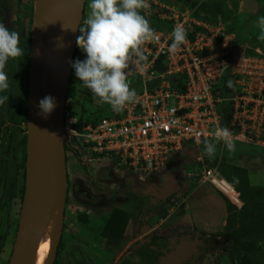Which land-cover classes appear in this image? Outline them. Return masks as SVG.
I'll return each mask as SVG.
<instances>
[{"label":"rangeland","instance_id":"374dc122","mask_svg":"<svg viewBox=\"0 0 264 264\" xmlns=\"http://www.w3.org/2000/svg\"><path fill=\"white\" fill-rule=\"evenodd\" d=\"M89 2H86L81 25L90 12ZM149 3L152 23L158 22V14L168 13L166 6L189 11L195 33L203 32L209 37H217V40L222 34L235 35L238 45L248 49L260 47L264 51V41L257 38L260 30L255 24L258 17L264 16V0H149ZM0 9V23L20 33V47L23 49L25 40L34 31L35 0H0ZM194 21L203 22L210 29ZM76 59L84 60L86 54H79L74 61ZM23 70L24 54L10 59L5 68L10 87L0 93V96L9 97L0 105V160L7 157L4 153L8 149L11 158L13 153L17 155L12 163L15 192L6 196L10 200L9 227L0 248V264L10 262L23 204L24 136L27 132L23 115L19 116L20 136L14 142L11 140L14 125L11 115L18 100H22L23 111L28 109L29 112L31 108L32 75L27 81L23 78ZM128 78L138 94L142 90L139 78L137 75ZM80 84L82 82L72 68L66 116L77 119L76 128L81 129L86 120L99 113L94 107L100 110L102 115L99 117L114 114L107 103L98 101L93 107L91 96L94 95ZM70 140L78 152H66L69 191L54 264H148L142 256V249L151 243L153 237L165 243L159 252L158 264H237L231 254L232 241L227 238L225 223L228 216L226 203L230 199L208 181L201 182V174L205 169L217 168L220 177L227 179L226 171L219 168L225 164L236 165L249 170L251 182L264 186V149L235 144V151L229 152L221 143L215 142V156L209 158L204 154V144L200 147L187 145L184 155L177 157L163 172L143 175L120 165L115 159L85 155L87 149L82 139L71 137ZM160 176L165 179L157 181ZM259 178L261 181H257ZM148 189L151 192L144 194L143 191ZM164 189L167 192L163 194ZM131 192L145 196L144 207L141 199L132 196ZM235 205L238 208L243 206ZM185 209H191L192 216L185 215ZM175 210L180 213L177 220L172 216ZM114 215L126 219L124 230L112 229ZM51 242L49 230L36 255L37 264H43L47 259ZM258 246L264 252V237ZM179 254L182 257L191 255L184 260Z\"/></svg>","mask_w":264,"mask_h":264},{"label":"built area","instance_id":"2783aa9c","mask_svg":"<svg viewBox=\"0 0 264 264\" xmlns=\"http://www.w3.org/2000/svg\"><path fill=\"white\" fill-rule=\"evenodd\" d=\"M166 8L167 14L157 15L162 23L150 22L159 41L144 46L147 67L130 70L129 76L137 75L141 83L137 101L81 129L76 128L75 117L65 116L67 141L81 138L85 155L115 159L143 175L163 172L184 155L187 145L217 142L214 132L218 126L231 130L234 143L264 149V51L238 45L235 35L222 34L217 40L195 33L191 12ZM194 22L210 29L203 22ZM177 24L187 29V42L170 54V34ZM76 49L75 56L86 54L78 46ZM229 77L234 85L231 93L226 92ZM156 78L161 82L148 89L147 83ZM224 107L232 111L227 119ZM217 143L225 147L223 141ZM205 181L229 199L225 190L231 189L241 201L235 186L220 177L217 168L202 172L201 182Z\"/></svg>","mask_w":264,"mask_h":264},{"label":"water","instance_id":"95a60500","mask_svg":"<svg viewBox=\"0 0 264 264\" xmlns=\"http://www.w3.org/2000/svg\"><path fill=\"white\" fill-rule=\"evenodd\" d=\"M86 2L87 0H74L73 9H70L69 0H35L33 19L34 24L38 25L43 45L46 94L55 98L56 107L48 115V123L44 127L33 123L32 107L28 112L26 186L9 264L34 263L43 233L55 212L61 208L60 225L47 264H54L57 257L69 191L65 128L72 71L69 61H74L76 38L80 35L79 26L82 24ZM160 82V78L151 80L147 83V88L154 89ZM233 87V81L229 77L226 92L231 93ZM97 102L98 99L95 98V103ZM1 241L2 236L0 245Z\"/></svg>","mask_w":264,"mask_h":264},{"label":"clouds","instance_id":"9594fccd","mask_svg":"<svg viewBox=\"0 0 264 264\" xmlns=\"http://www.w3.org/2000/svg\"><path fill=\"white\" fill-rule=\"evenodd\" d=\"M88 7L90 12L79 26L81 34L76 38L86 59L69 63L82 82L80 85L89 89L100 103H107L114 112L120 113L138 99L128 78L130 70L146 68L148 56L144 46L159 41L149 20L151 5L149 0H90ZM255 24L260 30L257 38L264 41V16L258 17ZM170 35L168 52L176 54L187 42V29L177 24ZM20 39V33L0 23V93L10 87L5 72L8 61L23 56ZM8 99L6 95L0 96V105ZM39 107L46 118L56 107L55 98L45 96L39 101ZM232 135L227 127L218 126L214 132L215 140L223 141L229 152L235 151ZM215 153L216 144L205 140L204 154L212 158Z\"/></svg>","mask_w":264,"mask_h":264},{"label":"trees","instance_id":"16d2710c","mask_svg":"<svg viewBox=\"0 0 264 264\" xmlns=\"http://www.w3.org/2000/svg\"><path fill=\"white\" fill-rule=\"evenodd\" d=\"M82 26V25H81ZM81 34V33H80ZM24 70L23 78L27 81L31 76V54H32V34L25 40L24 48ZM78 50L76 49L75 55ZM225 96L224 91L221 92ZM91 103L93 107L95 106V97L91 96ZM22 100H18L17 108L11 115V120L13 121L12 127V142L18 140L21 128L19 127L20 119L19 116H24V121L28 123V109L23 111L22 109ZM99 111L93 119H88L85 121L87 123H97L103 117L98 108L94 107ZM224 116L229 118L232 115V111L224 107ZM86 112V111H85ZM24 142L27 143V134L24 136ZM205 144V143H204ZM240 144V143H235ZM75 151L78 152L75 147H72L71 143L67 141L66 152ZM226 162L225 160H223ZM225 164V163H224ZM5 167V166H4ZM4 167L0 168V177L6 173ZM219 169H224L227 179L235 186L237 191L240 193V199L243 202V206L238 208L230 200H227V223H226V232L227 238L231 243V254L233 259L237 264H264V252L258 246L259 240L264 237V186H254L250 182L248 169L236 165H223ZM11 174V173H10ZM25 176V174H24ZM87 176L91 179L92 176L87 173ZM2 181H4V178ZM7 180V179H6ZM9 183L12 181L9 177L7 180ZM94 186H98L96 183H93ZM225 192L228 194L230 199L241 205L242 202L238 199L239 194L233 192L231 189L227 188ZM25 193V186L23 188V196ZM132 196L141 199L143 202L142 207H144L145 196L139 195L136 192H131ZM112 229H125L127 225L126 219L122 216L114 215L112 217ZM9 223V213L6 210H1L0 212V225L4 224V228L0 227V233L4 236L7 235V227ZM152 245L157 246L160 250L165 246V243L161 242V239L154 237L151 241ZM159 252L152 249L151 247H145L142 249V256L147 260L148 264H158L159 263Z\"/></svg>","mask_w":264,"mask_h":264},{"label":"bare ground","instance_id":"6f19581e","mask_svg":"<svg viewBox=\"0 0 264 264\" xmlns=\"http://www.w3.org/2000/svg\"><path fill=\"white\" fill-rule=\"evenodd\" d=\"M70 1V9H73L74 0ZM31 75H32V88H33V94L31 99V107H32V120L33 123L37 126L44 127L48 123V116L45 118V116L42 114L41 109L39 107V101L43 99L46 94V80H45V62H44V52H43V45L42 40L39 34L38 25L34 24V31L32 34V54H31ZM61 220V208H59L54 216L52 221L48 224L46 227L43 236L41 238V241L39 243L38 249L36 251V255L38 253L39 247L42 243V240L46 233L51 230V245L49 248V253L52 248L53 241L55 239V236L57 234V231L59 229ZM48 253V256H49ZM36 258V257H35ZM47 259L43 262V264H47ZM33 264H37L36 261H34Z\"/></svg>","mask_w":264,"mask_h":264},{"label":"flooded vegetation","instance_id":"af4514ba","mask_svg":"<svg viewBox=\"0 0 264 264\" xmlns=\"http://www.w3.org/2000/svg\"><path fill=\"white\" fill-rule=\"evenodd\" d=\"M31 60H32V58H31ZM27 131H28V123H27ZM26 134H27V132H26ZM4 154H6L7 157H3L0 160V168L5 166L4 169L6 171V173H4V175H3V177L1 176L2 178H4V181H2L3 179H0V212L3 209L5 211L7 210L8 213H10V200H9V198H6V196L10 192H12V193L15 192L16 179H15V176L12 174V163L17 158V155H16V153H13V156L11 158L10 157V149H8L7 152H5ZM26 162H27V143H26ZM9 177L12 180L10 183L7 181V180H9ZM164 179H165V176H160V178L157 181L164 180ZM24 186H26V170H25ZM23 200H24V196H23L22 202H23ZM151 215L154 216L155 213L152 212ZM3 225L1 224L0 227L4 228ZM8 227H9V223H8ZM8 227H7V229H8ZM0 236H2V241H1V245H0V248H1V246H2V244L4 242V240L6 239L7 235L4 236L3 234L0 233ZM148 246L151 247L154 250H157L159 252V249L157 248V246L152 245L151 243L149 245H147L146 247H148ZM160 251H162V249ZM191 254H193V253H191ZM190 255H188L186 257H182L180 255V257H182L184 260H186ZM158 257H160V256L158 255Z\"/></svg>","mask_w":264,"mask_h":264},{"label":"crops","instance_id":"0c3cea01","mask_svg":"<svg viewBox=\"0 0 264 264\" xmlns=\"http://www.w3.org/2000/svg\"><path fill=\"white\" fill-rule=\"evenodd\" d=\"M248 172H249V170H248ZM258 177H259V176H258ZM260 179H261V178L257 179V181L260 180ZM260 181H261V180H260ZM250 182H251V181H250ZM251 184L254 185V186H261V185H257V184H255V183H253V182H251ZM143 192H144V194H149L151 191L148 189L147 191H143ZM162 192H163V194H164V193L167 192V190L164 189ZM226 207H227V203H226ZM226 211H227V210H226ZM178 213H179V212L176 211V210L172 212V216H175V217H174L175 220L179 219V215H180V213H179V215H178ZM184 214H185V215H186V214H189L190 216H192L193 212H192L191 209H189V210H188V209H185V210H184ZM190 216H189V217H190ZM187 218H188V217H187ZM196 218H197V217H196ZM196 222H197V221H196ZM200 222H201V220L199 221V223H200ZM225 223H227V220L225 221Z\"/></svg>","mask_w":264,"mask_h":264}]
</instances>
